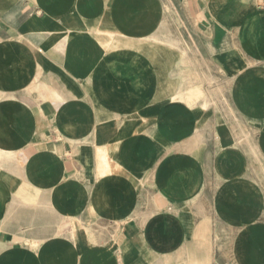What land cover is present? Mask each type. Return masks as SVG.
<instances>
[{
  "label": "crops",
  "instance_id": "crops-1",
  "mask_svg": "<svg viewBox=\"0 0 264 264\" xmlns=\"http://www.w3.org/2000/svg\"><path fill=\"white\" fill-rule=\"evenodd\" d=\"M171 1L0 0V264H264V6L173 0L229 119L171 99Z\"/></svg>",
  "mask_w": 264,
  "mask_h": 264
},
{
  "label": "rangeland",
  "instance_id": "rangeland-1",
  "mask_svg": "<svg viewBox=\"0 0 264 264\" xmlns=\"http://www.w3.org/2000/svg\"><path fill=\"white\" fill-rule=\"evenodd\" d=\"M261 2L262 5H264V0H258L257 4H261ZM168 15L170 18V26L163 28L160 32V38L162 40H167L165 42H162V40L155 41L153 45H149L150 47H148V51H152L155 56L163 53L164 57H169V61L163 62L165 66H167V63L169 62L172 71V78H178L177 75L180 70L179 68H185L187 72V88L198 83L206 86L205 80L212 78V84L209 87L206 86L209 93L207 92L205 98H210V92L212 90V95L219 107V114L227 116L229 119H233L234 113L230 107L228 99L229 84L227 77L221 68L216 66L214 61L209 58L207 49L208 45L203 42V37L201 36L202 33L198 31L192 20L185 17L184 3L182 1L180 3L173 2L172 0L169 6ZM167 42L174 43V46ZM184 79L185 78H182V80ZM178 90V82L172 81L171 94L179 92ZM201 90L202 88L200 86H194L189 88L186 92H179V100L183 101L186 106L194 104L193 106H190V108H193L197 99L201 97ZM190 108L187 110H190ZM204 115H207L208 118L214 116L212 106L207 110H204ZM256 175L260 176L262 181L264 180V172H258Z\"/></svg>",
  "mask_w": 264,
  "mask_h": 264
},
{
  "label": "bare ground",
  "instance_id": "bare-ground-1",
  "mask_svg": "<svg viewBox=\"0 0 264 264\" xmlns=\"http://www.w3.org/2000/svg\"><path fill=\"white\" fill-rule=\"evenodd\" d=\"M261 4H262V2H261ZM107 33V32H106ZM109 34V33H108ZM113 34L115 35V33H112V36H113ZM141 36V35H140ZM142 37V36H141ZM173 37V36H172ZM112 38V37H111ZM140 40V39H139ZM164 40V39H163ZM167 40V39H166ZM166 40H164V41H166ZM173 40H175V39H173ZM167 43H169L170 45H173L174 46V43H172V42H167ZM169 46V45H168ZM110 47V46H109ZM108 47V48H109ZM150 47V46H149ZM182 50V49H181ZM183 53V52H182ZM200 94H201V96L203 95V90H201V92H200ZM212 97V96H211ZM171 99L172 100H177V99H179V92H177V93H174L172 96H171ZM188 104V103H187ZM194 104H190V105H187V109L188 108H190V106H193ZM205 107H206V105H203V110L205 109ZM215 108V107H214ZM2 147V146H1ZM1 152V151H0ZM1 154H5L6 155V153H1ZM8 154V153H7ZM11 154V153H10ZM6 157H7V155H6ZM1 158V157H0ZM3 161V160H2ZM104 161V160H103ZM1 166V165H0ZM1 169V168H0ZM171 209V208H170ZM74 224V223H73ZM78 224V223H77ZM79 226V225H78ZM74 236V235H73ZM91 238V237H90ZM72 258V257H71Z\"/></svg>",
  "mask_w": 264,
  "mask_h": 264
},
{
  "label": "built area",
  "instance_id": "built-area-1",
  "mask_svg": "<svg viewBox=\"0 0 264 264\" xmlns=\"http://www.w3.org/2000/svg\"><path fill=\"white\" fill-rule=\"evenodd\" d=\"M262 5V4H261ZM262 6H264V5H262Z\"/></svg>",
  "mask_w": 264,
  "mask_h": 264
}]
</instances>
